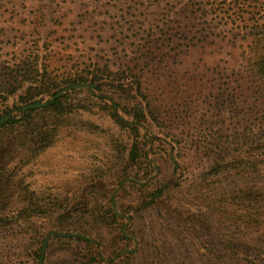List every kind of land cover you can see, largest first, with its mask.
Wrapping results in <instances>:
<instances>
[{
	"label": "rangeland",
	"instance_id": "rangeland-1",
	"mask_svg": "<svg viewBox=\"0 0 264 264\" xmlns=\"http://www.w3.org/2000/svg\"><path fill=\"white\" fill-rule=\"evenodd\" d=\"M40 6L47 19L38 34L33 17ZM229 6L0 2V79L20 68L14 59L31 53L36 39L42 50L50 39L51 53L60 51L62 60L49 76L63 95L61 122L51 110L45 116L44 148L35 136L19 140L10 127L0 137V264H38L46 237L42 264H264V154L244 167L210 172L218 152L245 156L246 145L264 135V111L248 116L244 94L227 81L208 80V96H194L182 109L146 104L120 72L140 57L139 76L173 73L171 62L189 60L196 31ZM203 10L208 15L201 17ZM81 73L100 78L98 86L62 85L65 76ZM27 85L0 98L4 112L19 114Z\"/></svg>",
	"mask_w": 264,
	"mask_h": 264
},
{
	"label": "trees",
	"instance_id": "trees-1",
	"mask_svg": "<svg viewBox=\"0 0 264 264\" xmlns=\"http://www.w3.org/2000/svg\"><path fill=\"white\" fill-rule=\"evenodd\" d=\"M3 1L7 0H0V2ZM34 1L43 2L44 0ZM225 4L230 6L223 11V15L219 16L218 21H215L216 18H214L206 27L203 26L202 29L196 31L198 34L196 42L187 45L188 54H190L189 60L184 61L179 58L178 61L171 62V65L176 64L173 73L162 74L157 79L139 76L140 57L122 67L120 72L132 78L131 82L135 86L137 95L146 104L155 102L165 107H171L173 110L182 109L186 100L192 99L194 96H208L206 86L208 80L213 85L219 83L222 85V82L227 81L234 85V90L239 91L240 96L244 94L248 116H253L261 110L264 111V25L259 27L258 23L259 19L264 17V0H232L231 4L230 1L225 0ZM205 14L207 11L203 10V14L200 15L203 17ZM33 18H36L33 23L40 29L38 34H41V29L47 19L42 6L38 8V13ZM223 19H226L225 22ZM32 46L31 53L28 52L27 55L22 54L21 57L13 58L14 65L20 66V68L6 71L0 79V98L12 94L17 86L20 87L28 83L24 93L18 96L19 105L15 106V110L19 114L17 116L10 115L5 122L0 124V137L6 132L7 127H10L11 131L17 133L19 140L21 137L26 139L35 136L34 139H37L39 147L44 148L48 144L47 138L50 135L48 128L50 122L45 120V116L50 117V110L54 115L58 114L56 125L61 122L60 118L62 117L60 100L63 95L57 94L59 92L57 88L61 83L51 81L49 76L57 70V66L51 69L50 67L52 64L57 65V62L62 60V55L60 51L51 53L50 39L46 40L43 50L40 47L39 39H36ZM53 49L55 50L57 47ZM50 53L54 55L52 60ZM168 65L169 63H165L164 67H168ZM106 68L109 70L108 66ZM176 68L180 71L176 72ZM210 73V78L204 77ZM65 77L62 85L66 88L81 82H86L91 88L97 87L98 85L95 84L100 79L97 76L84 73L69 74ZM44 94L50 95L51 99L48 101L38 99ZM35 102L43 104L38 107L22 109V106ZM157 108L160 109V107ZM4 111L0 107V117L10 114ZM112 115L119 123H126L114 110ZM42 125H45L44 130H42ZM246 146L245 156L241 155V157L235 155L230 157L221 151L218 152L217 160L210 168V172L216 173L222 168L234 166L240 168L252 163L251 157L264 154L260 151L264 152V135ZM53 235L78 240L82 238L81 235L75 233Z\"/></svg>",
	"mask_w": 264,
	"mask_h": 264
},
{
	"label": "water",
	"instance_id": "water-1",
	"mask_svg": "<svg viewBox=\"0 0 264 264\" xmlns=\"http://www.w3.org/2000/svg\"><path fill=\"white\" fill-rule=\"evenodd\" d=\"M85 86H88V84L87 83H79V84H75V85L70 86V88H74V87L75 88H77V87H85ZM90 86H93V85H90ZM57 94L59 95V94H61V92H58ZM41 104H43V103H41V102H35V103L27 104V105L22 106V109L32 108V107H38ZM9 116H10V114H6V115L2 116L0 118V124H2L3 122H5L9 118ZM52 234H58V235H60L61 233H50L49 236L52 235ZM46 242H47V237L43 241V244H42V247H41V251H40V258H39L38 264H42L43 254H44V249H45Z\"/></svg>",
	"mask_w": 264,
	"mask_h": 264
}]
</instances>
